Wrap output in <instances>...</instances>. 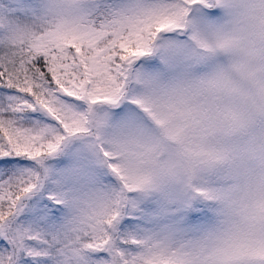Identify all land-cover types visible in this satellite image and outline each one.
Listing matches in <instances>:
<instances>
[{"label":"snow or ice","instance_id":"1","mask_svg":"<svg viewBox=\"0 0 264 264\" xmlns=\"http://www.w3.org/2000/svg\"><path fill=\"white\" fill-rule=\"evenodd\" d=\"M236 6L12 0L0 8V264H200L207 242L188 234L206 202L225 194L154 135L150 125L182 142L183 125L202 114L162 96L149 61L185 56L178 34L210 48L212 18ZM251 10L264 14V0ZM192 155L210 161L204 149ZM216 252L220 264H264V227L228 236Z\"/></svg>","mask_w":264,"mask_h":264},{"label":"clouds","instance_id":"2","mask_svg":"<svg viewBox=\"0 0 264 264\" xmlns=\"http://www.w3.org/2000/svg\"><path fill=\"white\" fill-rule=\"evenodd\" d=\"M256 3L237 0L231 13L218 10L212 19L219 31L209 38L210 48L186 35L172 37L184 42L186 55L170 66L153 58L150 69L159 74L162 96H176L202 114L183 125L182 142L150 125L154 135L167 140L179 164H199L206 188L225 194L206 202V219L188 234L207 242L200 264H220L216 249L228 236L259 234L264 227V14L251 10ZM200 149L210 161L209 155L193 157Z\"/></svg>","mask_w":264,"mask_h":264},{"label":"rangeland","instance_id":"3","mask_svg":"<svg viewBox=\"0 0 264 264\" xmlns=\"http://www.w3.org/2000/svg\"><path fill=\"white\" fill-rule=\"evenodd\" d=\"M5 1H8V2H9L8 4H11V3H12V0H5ZM5 4H6V3H5ZM2 7L4 8V7H6V6H2ZM180 38L183 39V36H180ZM149 63L155 66L157 62H156L155 60H151V61H149ZM205 212H208V210H207V209H202L201 212L198 213V215H199L201 218L198 219L197 221H195V223H198V224H199V223H202V222L206 219V217L204 216V213H205ZM134 222H135V221H134Z\"/></svg>","mask_w":264,"mask_h":264},{"label":"trees","instance_id":"4","mask_svg":"<svg viewBox=\"0 0 264 264\" xmlns=\"http://www.w3.org/2000/svg\"><path fill=\"white\" fill-rule=\"evenodd\" d=\"M8 3H9L8 1L0 0V8H3L2 6H6V7L9 6L10 4H8Z\"/></svg>","mask_w":264,"mask_h":264}]
</instances>
